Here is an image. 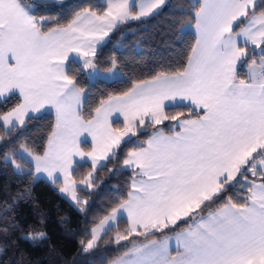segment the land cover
<instances>
[{
	"label": "snow or ice",
	"instance_id": "6c2138e0",
	"mask_svg": "<svg viewBox=\"0 0 264 264\" xmlns=\"http://www.w3.org/2000/svg\"><path fill=\"white\" fill-rule=\"evenodd\" d=\"M52 2L0 0V97L14 92L21 97L12 110L0 113V127L11 136L26 117L55 110L43 154L22 144L21 153H9L5 162L24 173L18 155L25 166L34 162L29 175L46 173L53 183L61 173L59 191L84 211L88 201L78 197V185L93 189L97 166H107L101 161L114 157L122 142L135 143L131 138L140 129L178 121V131L156 128L143 145L127 151L122 161L132 172L127 198L91 227L90 239L80 242L82 252L97 248L102 234L113 231L118 215L126 213L128 227L117 231L115 244L176 228L174 239L183 251L173 256L167 239H153L125 248L108 264H264V50L259 65L254 58L255 49H264V0H198L187 10L177 8L178 17H192L197 33L186 65L134 82L123 94L102 100L90 118L82 112L84 90L69 74L70 56L83 60L89 78L98 74L97 45L118 25L159 13L166 0H107L102 14L84 7L66 26L45 30L48 18L37 11ZM188 27L182 24L178 31L183 35ZM242 60L250 61L249 79L237 75ZM115 69L113 61L108 72ZM185 101L192 106L188 118L181 120L182 111H166V102ZM116 114L123 116V127L113 125ZM85 132L93 142L87 152L79 140ZM73 157L90 161L91 170L79 181L73 178ZM231 187L244 189L247 197L234 201L227 196ZM29 195L25 191L18 198ZM15 206L14 198L0 215V254L14 233L23 232L11 215ZM21 238L36 244L48 237L37 226Z\"/></svg>",
	"mask_w": 264,
	"mask_h": 264
},
{
	"label": "trees",
	"instance_id": "16d2710c",
	"mask_svg": "<svg viewBox=\"0 0 264 264\" xmlns=\"http://www.w3.org/2000/svg\"><path fill=\"white\" fill-rule=\"evenodd\" d=\"M24 3L27 2L24 0ZM190 3L191 0H168L159 13L146 19L122 24L111 34L108 41L96 52L95 61L100 71H106L115 61L121 74V78L117 80L99 79L92 82L79 63L73 61L69 63L71 66L69 74L75 77L77 85L84 90L82 112L85 118L94 115L95 108L99 107L102 100L123 94L134 82L150 79L160 71L181 70L186 65L196 36L189 31L181 35L178 28L182 24L194 25V21L191 16L178 17L176 9L183 7L187 10ZM84 7H91L98 14H102L107 9V0L105 3L101 0L51 3L50 6L39 9L37 15L48 18L45 22L47 30L66 26ZM254 58L257 60L260 55L255 53ZM249 63L250 61L243 62L238 71L239 78L246 79L245 68ZM20 101L18 96H12L0 102V113L12 110ZM190 110L179 107L166 111L169 115L182 111L184 116L181 119H185L189 117ZM191 116L195 118L196 112H191ZM35 117L27 118L24 127L16 129L11 136L5 135L4 129L0 127V135H4V139L0 140V215L7 204L15 198L16 206L12 209L11 215L23 230L10 237L9 246L0 254V264H16L17 261L19 264H108V261L130 246L128 242L119 245L114 243L117 231L123 233L127 229L126 220H119L114 230L102 236L98 247L88 254L82 252L80 242L90 239L88 232L91 227L107 215L118 200L127 198L132 172L123 168L122 161L126 158L128 150L135 147L136 143L143 145L157 127L147 126L138 134L135 143H124L116 151V155L107 161L106 167L95 171L93 189L82 187L78 189L82 200L88 201L85 210L80 211L61 196L59 184L53 185L29 175L28 170L33 166L31 164L25 166L18 155L14 158L26 168L24 173L17 174L14 166L5 162V157L9 153L17 154L22 144L36 154H43L47 137L54 129L55 116L53 113H46ZM176 123L177 121H166L161 129L167 134L172 133ZM115 126L119 127L118 124ZM90 170L87 163L77 165L73 178L79 181ZM25 191L30 195L25 199H19V194ZM247 195L248 193L239 187H231L227 192V196H231L234 201H241ZM221 202H226V199ZM214 207L215 205L211 210ZM37 226H41L46 232L48 237L46 240L33 244L21 238L27 234L29 227Z\"/></svg>",
	"mask_w": 264,
	"mask_h": 264
},
{
	"label": "crops",
	"instance_id": "0c3cea01",
	"mask_svg": "<svg viewBox=\"0 0 264 264\" xmlns=\"http://www.w3.org/2000/svg\"><path fill=\"white\" fill-rule=\"evenodd\" d=\"M167 1L168 0H166V3H167ZM191 2L192 3H195V2H198V0H191ZM146 18H149V17H146ZM146 18H142V19H146ZM141 19V20H142ZM132 21H137V20H130V21H128V22H132ZM239 24V21L237 22V25ZM122 24H120V25H118L117 26V28L116 29H114L107 37H105V39H104V41H102L100 44H98L97 45V51H98V49L101 47V46H103L107 41H108V39H109V37L111 36V34H113L114 33V31H116L120 26H121ZM236 29V25H234V30ZM185 31H189V32H192V33H194L195 34V36H196V38H197V33H196V29H195V27H194V25H189V27L185 30ZM249 49H250V51H253V49H252V46L251 45H249ZM96 51V52H97ZM261 51H262V49H255L254 50V52L256 53V54H258V55H260V53H261ZM72 61H75V62H77V63H79L80 65H82V63H83V60L82 59H80V58H78V57H76L75 56V54H72L71 56H70V58H69V63L70 62H72ZM243 60L242 61H240V62H238V64H237V75H238V71H239V69H240V67H241V65L243 64ZM256 62H257V65H259L260 63H261V60H260V58H258L257 60H256ZM14 63V62H13ZM246 79H249V77H250V71H249V67L247 66L246 68ZM85 71V70H84ZM91 71V70H90ZM87 75H88V73L87 72H85ZM89 77V76H88ZM119 77L121 78V74H120V72H119V70L117 69V67H116V69L113 71V72H111V73H109L108 72V69L106 70V71H100L99 70V72H98V74H96V75H94V76H92V78H89L92 82L93 81H95V80H99V79H102V80H105V81H114V80H117V79H119ZM12 96H18L20 99H21V97L19 96V94L18 93H16V92H14V93H11V94H8L7 96H5V97H0V102H2V101H4V100H6V99H8V98H10V97H12ZM179 107H186V108H189V109H191L192 108V106L191 105H189L188 104V102H180V103H178V104H176V105H172L171 103H168V102H166V110L167 109H172V108H179ZM47 109H50V110H52V112H54V114H55V110L54 109H51V108H45L44 110H42L43 112L45 111V110H47ZM198 111V110H197ZM47 112V111H46ZM46 112L44 113V114H46ZM29 116H33V114L32 113H29ZM35 116H40L39 114H35ZM55 116V115H54ZM28 117H26L25 118V120L27 119ZM111 120L113 121V125L115 126V125H119V127H123V124H124V121H123V116H121V115H119V114H116V115H113L112 117H111ZM181 120H183V119H181ZM166 123V121L164 122V124ZM164 124H162V125H164ZM162 125H158V126H156L157 128H160L161 129V127H162ZM177 125H178V121H177V123L174 125V127H173V129H175V130H179V128L177 127ZM116 127V126H115ZM143 131V129H140V131H139V133H141ZM153 133V132H152ZM167 134V133H166ZM169 134H171V133H169ZM79 140H80V147H81V149L82 150H84L85 152H87V151H90L91 150V148H92V144H93V142H92V138H91V136L87 133V132H85V133H83L80 137H79ZM128 140V138H125V141H127ZM131 140L132 141H134V140H137V136L136 137H132L131 138ZM124 143H126V142H122L121 143V145H120V147L124 144ZM85 146L87 147L86 149H85ZM118 150V149H117ZM116 150V151H117ZM112 157H110L109 159H111ZM73 160H74V163H73V165H72V174H73V172H74V170H75V167L77 166V165H81V164H85V163H87V164H89L90 165V161H88V160H85V161H81L80 160V158L79 157H73ZM107 163V161H101L100 162V164H106ZM31 165L34 167V162H31ZM97 168H101L99 165L97 166ZM96 168V169H97ZM123 168L124 169H126V170H130V169H127V168H125L124 166H123ZM131 171V170H130ZM55 176H56V180H57V182L56 183H53L52 182V180L50 179V178H48L47 177V174L46 173H40L39 174V176L37 177V179H41V180H44V181H46V182H48V183H50V184H59L60 186L62 185V183H63V176H62V174L61 173H56L55 174ZM80 185H78V188H77V194H78V189L80 188L79 187ZM82 188H84V186H81ZM60 192V191H59ZM60 194H61V196L63 197V198H65L69 203H71L70 202V197L69 196H67L66 194H63V193H61L60 192ZM79 195V194H78ZM80 196V195H79ZM81 198V197H80ZM82 199V198H81ZM74 206V205H73ZM76 207V206H75ZM78 209V208H77ZM121 219H124V220H126L127 221V223H128V220H127V215H126V213L125 214H121V215H118V218H117V220H116V222H115V225H117V223L119 222V220H121ZM180 230H182V229H180ZM157 233V232H156ZM155 234V233H154ZM154 234H152V235H154ZM175 234V235H174ZM176 234H177V232H174V233H170V234H168V236H176ZM103 235V234H102ZM173 237V238H174ZM153 240V239H152ZM151 240H144V241H142V242H140V243H138V244H135V245H131V246H136V245H141V244H146V243H149ZM172 242V241H171ZM130 248V247H129ZM168 251H169V253L171 254V255H173V256H175V255H177V253L178 252H174V249L171 247V248H168ZM172 251V252H171ZM183 251V249L181 250V251H179V252H182Z\"/></svg>",
	"mask_w": 264,
	"mask_h": 264
},
{
	"label": "rangeland",
	"instance_id": "374dc122",
	"mask_svg": "<svg viewBox=\"0 0 264 264\" xmlns=\"http://www.w3.org/2000/svg\"><path fill=\"white\" fill-rule=\"evenodd\" d=\"M67 1H69V0H53V2L52 3H57V4H62V3H65V2H67ZM102 2H104L105 3V0H101ZM25 2H27L26 4H33L34 2H35V0H25ZM107 10V9H106ZM85 72H90V70H87V71H85ZM92 78V77H91ZM120 78V77H119ZM47 111V112H46ZM53 113L54 114V112H52V110H50V109H47V110H45L44 112H43V114L44 113ZM39 115H41V114H39ZM55 115V114H54ZM144 130V129H143ZM19 153H21V149L19 148L18 149V151H17V154H19ZM30 159V158H29ZM31 164V163H30ZM80 165V164H79ZM98 169H100V168H97L96 169V171L98 170ZM81 186L82 185H80L79 187L81 188ZM78 195V194H77ZM78 197L80 198V196L78 195ZM81 199V198H80ZM70 202H71V204L72 205H74V206H76V208H78V206L77 205H75V203L70 199ZM214 210V209H213ZM205 215L207 214V212H205L204 213ZM182 223H184V221H180L179 222V224H178V226L177 227H179V225H181ZM183 230V229H182ZM174 232H177V229L176 228H168V229H165L163 232H157V233H155L154 235H150L149 236V238H145V237H137V236H132L131 238H130V240L129 241H121V243H126V242H128V243H130V248L131 247H133V246H131L132 244L133 245H135V244H138V243H140V242H142V241H144V240H152V239H154V240H157V241H159V242H163L164 240H168V245H167V247L168 248H173L174 249V252L176 253V252H179V251H181L182 250V248H177V245H176V241H175V239L173 238L174 236H168V234H170V233H174ZM105 234H103L102 236H104ZM175 235V234H174ZM102 236H101V238H102ZM172 241V242H171ZM172 252V251H171Z\"/></svg>",
	"mask_w": 264,
	"mask_h": 264
}]
</instances>
